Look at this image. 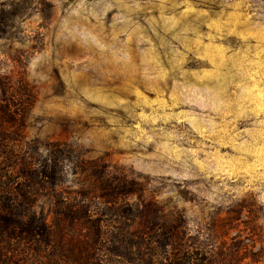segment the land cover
<instances>
[{
  "label": "rangeland",
  "instance_id": "obj_1",
  "mask_svg": "<svg viewBox=\"0 0 264 264\" xmlns=\"http://www.w3.org/2000/svg\"><path fill=\"white\" fill-rule=\"evenodd\" d=\"M1 207L0 264H264V0H0Z\"/></svg>",
  "mask_w": 264,
  "mask_h": 264
},
{
  "label": "trees",
  "instance_id": "obj_2",
  "mask_svg": "<svg viewBox=\"0 0 264 264\" xmlns=\"http://www.w3.org/2000/svg\"><path fill=\"white\" fill-rule=\"evenodd\" d=\"M17 217H19V215L15 214L10 207H8L7 209H4L3 207H1V210H0V228L1 227L3 228L4 226H6V228L8 226H11V228L13 226L14 227L19 226L21 228L20 229L21 231L25 230V231H22L23 233L26 232L25 233L26 235H29L30 237L34 238L35 234H34L33 229H31V228L25 229L26 227H24V225H25L24 221H22V219H19V220L16 219ZM11 228H10L9 232H8V230H6L4 228H3V230H6V233L8 232L7 234H10L9 236L18 237V234H20V233H17L18 231L16 232L15 228H12V229ZM17 230H19V229H17ZM171 230H174V228H172V227L167 228L166 229L167 232H165L164 237L163 236H161V237L159 236L160 238L159 237L157 238V236L154 237V239L151 241L150 244L148 243L145 245V248L150 249V247H152V250L154 251V250L160 249L162 247L169 246L172 249L170 252H168V254H166V256L168 255V257H166V258H167V260L171 261V264H174V263L175 264H195L194 263L195 261H193L192 258H190L184 254V253L189 252V250H187V248L185 249L186 251L181 250L182 246H180L178 243H176V242H178V240H177L178 235L177 236L174 235L173 237L170 235ZM0 234H1V236L5 235L2 233V230H1ZM14 234H16V235H14ZM37 234H36L37 237L39 235L42 236L43 242L48 243L50 241V239L46 233H44V232L40 233L39 232ZM34 240L37 242L38 238L35 237ZM166 240H168L169 242H167ZM41 248H42V245H41L40 249L38 248V250H41ZM117 248L118 247H116L115 249L117 250ZM115 249H108V250L111 253V255H113V256H122V255H119V253L116 254ZM138 249H140V248H138ZM0 253H3V252H0ZM144 255H145V253H144ZM55 256H58L57 253L52 254L51 257L49 256L44 261H43L42 257H40L41 258L40 263H44L47 261L50 262L51 260H53V258H55ZM151 256H153V253ZM126 260H127L126 261L127 264H134L132 261H129L128 259H126ZM146 264H153V263L152 262H146Z\"/></svg>",
  "mask_w": 264,
  "mask_h": 264
}]
</instances>
